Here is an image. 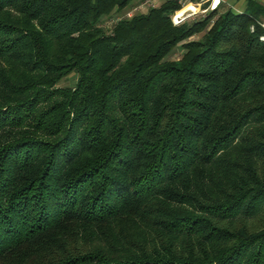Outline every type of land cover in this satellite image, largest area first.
Wrapping results in <instances>:
<instances>
[{
    "label": "trees",
    "instance_id": "obj_1",
    "mask_svg": "<svg viewBox=\"0 0 264 264\" xmlns=\"http://www.w3.org/2000/svg\"><path fill=\"white\" fill-rule=\"evenodd\" d=\"M140 1L0 0V264H264V5Z\"/></svg>",
    "mask_w": 264,
    "mask_h": 264
},
{
    "label": "rangeland",
    "instance_id": "obj_2",
    "mask_svg": "<svg viewBox=\"0 0 264 264\" xmlns=\"http://www.w3.org/2000/svg\"><path fill=\"white\" fill-rule=\"evenodd\" d=\"M164 0H156V1H153V3H154V5H156V6H159L162 2H163ZM203 2H207L208 3V7L210 6V4H214V2L215 1H213V0H204V1H202V2H198V3H186V4H184L183 5V7H185L186 5H191L195 10H193V11H188L187 13H186V17L184 18V19H187V18H189V19H196V18H199V17H202L203 15H205V13H206V11H204V8L202 7V3ZM137 4H139V3H134V4H132V5H130V6H128L127 8H124V9H122L120 12H114L112 15H116L118 18L119 17H124V16H127L128 17V14L131 16L132 14H134L135 12H136V10H134L133 8L135 7V6H137ZM219 5H222L221 6V8H225V7H230L228 4H226V3H223L222 2V0H219V4H218V6ZM217 6V7H218ZM182 7V8H183ZM207 7V8H208ZM181 8V9H182ZM206 8V9H207ZM180 9V10H181ZM146 10V9H145ZM145 10H143V11H145ZM179 11V10H178ZM178 11H176L173 15L174 16H172V18L173 17H175L177 20L176 21H174L172 18V21L173 22H180L181 20H183V18H181V16H178V17H176V13L178 12ZM109 18H111V17H108L107 18V20H105L106 21V25H110L111 23H112V18L111 19H109ZM260 22H261V25L264 27V16H260ZM197 36H194L193 38H196ZM180 52V50L179 49H176V50H174L173 51V56L172 57H178L179 56V53ZM75 74L74 73H70V74H68L67 75V77L66 78H64L61 82H60V85H73V83L75 82Z\"/></svg>",
    "mask_w": 264,
    "mask_h": 264
},
{
    "label": "built area",
    "instance_id": "obj_3",
    "mask_svg": "<svg viewBox=\"0 0 264 264\" xmlns=\"http://www.w3.org/2000/svg\"><path fill=\"white\" fill-rule=\"evenodd\" d=\"M153 1H156V0H142V1H140L139 2V4H137V6H135L133 9L134 10H145V9H147L148 7H151V6H154V3H153ZM202 1H204V0H200V2H202ZM213 1H215L214 2V4L212 3V4H210V6L206 9V8H204V11H207V10H212V9H214V8H216L217 6H218V4H219V0H213ZM184 5V4H183ZM128 16H130L129 14H128ZM172 16H174V15H172ZM177 17V16H176ZM174 21H176L177 19L175 18V17H173L172 18ZM174 23H178V22H174ZM262 38H264V37H262Z\"/></svg>",
    "mask_w": 264,
    "mask_h": 264
},
{
    "label": "crops",
    "instance_id": "obj_4",
    "mask_svg": "<svg viewBox=\"0 0 264 264\" xmlns=\"http://www.w3.org/2000/svg\"><path fill=\"white\" fill-rule=\"evenodd\" d=\"M260 4L264 5V0H256ZM223 3L228 4L231 8L236 11H242L246 7L247 0H222Z\"/></svg>",
    "mask_w": 264,
    "mask_h": 264
},
{
    "label": "bare ground",
    "instance_id": "obj_5",
    "mask_svg": "<svg viewBox=\"0 0 264 264\" xmlns=\"http://www.w3.org/2000/svg\"><path fill=\"white\" fill-rule=\"evenodd\" d=\"M195 10L191 5H186L185 7H183L181 10H179L177 13H176V16H181L183 15L185 12H188V11H193Z\"/></svg>",
    "mask_w": 264,
    "mask_h": 264
},
{
    "label": "water",
    "instance_id": "obj_6",
    "mask_svg": "<svg viewBox=\"0 0 264 264\" xmlns=\"http://www.w3.org/2000/svg\"><path fill=\"white\" fill-rule=\"evenodd\" d=\"M186 13H187V12H185L183 15H181V18L184 19V18L186 17Z\"/></svg>",
    "mask_w": 264,
    "mask_h": 264
}]
</instances>
